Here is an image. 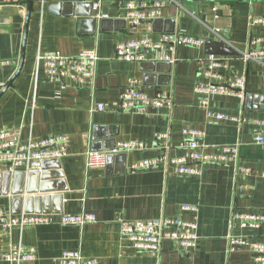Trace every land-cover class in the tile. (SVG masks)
I'll use <instances>...</instances> for the list:
<instances>
[{"label":"crops","instance_id":"crops-1","mask_svg":"<svg viewBox=\"0 0 264 264\" xmlns=\"http://www.w3.org/2000/svg\"><path fill=\"white\" fill-rule=\"evenodd\" d=\"M24 1L0 0V93L6 87L0 94V129H8L19 142L65 135L66 142L59 146L65 154L58 161L48 159L44 166L52 180L47 193L63 195V211L53 213L58 204L50 199L47 208L56 215L93 214L95 221L26 226L8 233L0 229V253L11 245L33 247L35 259L18 264H58L66 250H78L98 264H261L246 248L229 251L228 245L232 235L264 242V223L242 227L233 218L235 212L264 214V148L254 141L259 130L264 136V128L252 121L264 119V64L241 55L264 47V24L251 20L264 17V0L168 2L156 19L134 26L125 20L126 0H103L98 9L90 7V16L76 15L77 7L90 11L86 3L75 7L61 0H34L22 58ZM175 32L222 42L231 54L212 55L204 43L178 45L173 51L154 49L142 61L115 58L119 42L142 35L157 41L162 33ZM83 49H95L99 55L95 72L85 75L83 83L45 76L46 56ZM210 57L226 59L225 66L213 69L219 74L215 78L204 74V61ZM239 76L245 79L243 96H207L210 109L235 119L212 121L196 87L225 84ZM129 78L137 79L149 95L161 93L167 100L144 113L118 109L119 94ZM96 103H103L104 110H95ZM185 126L204 130L207 150L238 144L235 159L205 164L195 177L178 175L164 164L129 169L132 161L183 155L179 144ZM156 133H167V147L155 141ZM121 140H141L146 148L110 154L104 167H87V151H109ZM183 204L196 210H183ZM0 209L11 212L10 194H0ZM158 217L194 221L196 245L182 251L165 241L158 251L142 252L120 233L121 220ZM0 264L16 263L0 258Z\"/></svg>","mask_w":264,"mask_h":264},{"label":"built area","instance_id":"built-area-1","mask_svg":"<svg viewBox=\"0 0 264 264\" xmlns=\"http://www.w3.org/2000/svg\"><path fill=\"white\" fill-rule=\"evenodd\" d=\"M43 2L44 0H40ZM91 3L93 9H98L103 0H82ZM179 0H126L125 20L129 25H137L140 22L156 19L163 6L168 2L178 3ZM218 1V0H214ZM215 10V7L212 9ZM252 22L264 24V17H253ZM150 27V26H149ZM258 40L253 41L257 42ZM205 40L200 37L184 33H162L159 40L153 41L147 35L134 37L119 42L115 45L114 55L119 60L142 61L147 52L154 49L175 50L178 45L201 46ZM245 59H253L264 64V47L250 49L242 52ZM99 55L95 49H83L77 54L46 56L43 62L44 74L49 80L68 78L76 83H83L85 75L95 72ZM204 74L210 78L218 77L219 74L213 69L226 65L225 57H210L204 61ZM37 70L35 71V74ZM264 87V74H263ZM3 83L0 82V86ZM245 79L243 76L235 77L225 84L209 86H197L196 91L203 94L201 107L205 109L206 116L215 122L235 119L233 116L210 109L208 95L212 94H239L244 95ZM167 100L166 95L157 93L149 95L139 86L135 78L127 79L123 90L119 94L118 109L122 111H133L144 113L151 109L161 107ZM95 110L103 111L104 104L96 103ZM253 123L264 128V119H253ZM263 130V129H262ZM259 130L255 136L256 144L264 148V136ZM183 140L179 148L183 155L179 157H168L162 155L153 158H144L129 163L132 171L159 166L170 165L178 175L195 177L201 174L202 166L205 164H225L235 159L238 152L236 145H220L215 151L207 150L206 144L202 142L205 135L204 130L196 127L185 126L182 129ZM167 133H156L155 141L163 142L167 147ZM67 137L65 135H50L39 138H28L24 142L15 139L8 129H0V172L22 170L25 173L39 171L43 160L60 158L65 152L59 148ZM146 148V142L141 140L117 141L109 151H87L86 165L88 168H101L106 165L107 156L120 152L142 150ZM244 172L248 169L240 167ZM183 210H196V206L183 204ZM233 218L237 219L242 227H258L264 223V214L235 212ZM95 221V216L89 213L82 214H53V213H25L12 214L0 209V229L8 233L13 228L23 229L26 226H35L50 223L67 225H83ZM194 221H184L180 218L158 217L147 220H121L120 233L131 245L142 252L158 251L165 241L174 242L182 251H188L196 245L198 235L195 231ZM229 251H237L246 248L255 261L264 264V242L252 237L230 236ZM36 257L33 247H24L20 244L11 245L5 252L0 253V258L20 263L31 261ZM58 264H98V260L83 256L78 250H66L61 253L57 260Z\"/></svg>","mask_w":264,"mask_h":264},{"label":"water","instance_id":"water-1","mask_svg":"<svg viewBox=\"0 0 264 264\" xmlns=\"http://www.w3.org/2000/svg\"><path fill=\"white\" fill-rule=\"evenodd\" d=\"M34 0H25L24 3L26 4V20H25V29H24V37H23V54L25 50L26 38H27V28L30 18V12L32 8V3ZM45 1V0H44ZM63 1V5L68 4L70 6L77 7L83 3H86L87 6L91 7V3L88 1L82 0H61ZM82 6V5H81ZM91 10L86 14L85 12L81 11L79 7H77V14L76 15H88L90 16ZM94 19H96L94 17ZM205 46L209 47V52L212 55L216 56H223V55H230L231 52L226 48V45L222 42L218 41H205ZM15 76V75H14ZM15 77H13L7 87L12 83ZM6 87H4L5 89ZM2 89L1 93L4 91ZM0 93V94H1ZM58 161L59 159H53ZM48 159L43 160L41 164V168L39 171H30L25 173L22 170H15L13 172L4 171L0 172V194L11 196V212L12 214H19L22 211L25 213H50L51 209L47 208L48 200H52L53 202L58 204V208L53 210V213H62V200L63 195L54 194L52 196L48 195L47 192L51 191V187L49 186L52 184V180L46 176V168L45 163ZM57 174L62 177L63 173L60 170L58 165ZM66 189V187H64Z\"/></svg>","mask_w":264,"mask_h":264}]
</instances>
